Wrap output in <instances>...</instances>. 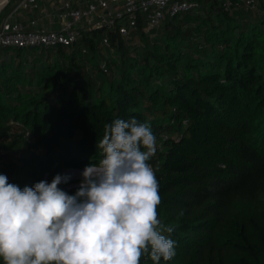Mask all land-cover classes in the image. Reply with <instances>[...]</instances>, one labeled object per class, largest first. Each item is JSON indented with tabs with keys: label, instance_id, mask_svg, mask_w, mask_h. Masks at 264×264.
<instances>
[{
	"label": "trees",
	"instance_id": "1",
	"mask_svg": "<svg viewBox=\"0 0 264 264\" xmlns=\"http://www.w3.org/2000/svg\"><path fill=\"white\" fill-rule=\"evenodd\" d=\"M201 2L153 36L140 20L138 46L120 22L72 46H1L0 174L23 190L98 166L105 125L135 117L156 137L158 219L178 225L176 255L158 264H264V0Z\"/></svg>",
	"mask_w": 264,
	"mask_h": 264
},
{
	"label": "clouds",
	"instance_id": "2",
	"mask_svg": "<svg viewBox=\"0 0 264 264\" xmlns=\"http://www.w3.org/2000/svg\"><path fill=\"white\" fill-rule=\"evenodd\" d=\"M97 148L103 158L85 167L74 195L58 187L70 174L23 190L0 174L2 264H140L145 254L158 264L174 258L171 234L178 225L158 219L159 185L147 163L156 152L150 124L116 119L105 125Z\"/></svg>",
	"mask_w": 264,
	"mask_h": 264
},
{
	"label": "built area",
	"instance_id": "3",
	"mask_svg": "<svg viewBox=\"0 0 264 264\" xmlns=\"http://www.w3.org/2000/svg\"><path fill=\"white\" fill-rule=\"evenodd\" d=\"M228 10L245 8L258 10L261 0H220ZM201 0H92L85 6H75L65 0L59 12L60 26L56 29H30L20 22L3 20L0 25V47L34 46L41 48L59 45L72 46L80 40L83 30L94 27H110L120 22L119 32L130 37L137 30L140 20L144 21V31H152L170 16L201 7ZM20 6L38 8V0H23ZM36 21L33 20L32 24ZM101 44L110 45L108 36ZM85 52L86 49L84 48ZM16 125L17 122L11 121Z\"/></svg>",
	"mask_w": 264,
	"mask_h": 264
},
{
	"label": "crops",
	"instance_id": "4",
	"mask_svg": "<svg viewBox=\"0 0 264 264\" xmlns=\"http://www.w3.org/2000/svg\"><path fill=\"white\" fill-rule=\"evenodd\" d=\"M23 0H14L3 14V20L20 22L30 29H56L60 26L59 12L65 0H38V8L20 6ZM75 6H85L92 0H71ZM35 20L36 23L32 24Z\"/></svg>",
	"mask_w": 264,
	"mask_h": 264
},
{
	"label": "rangeland",
	"instance_id": "5",
	"mask_svg": "<svg viewBox=\"0 0 264 264\" xmlns=\"http://www.w3.org/2000/svg\"><path fill=\"white\" fill-rule=\"evenodd\" d=\"M3 8L1 9V11L3 10ZM1 11H0V13H1ZM260 11H263V9L260 8ZM147 32H149L150 35L153 36V31H147ZM130 39H131L130 41H131L133 46H138V45L142 44V40L140 39L139 36H134V37L131 36ZM84 169H85V167H83V168L69 167V168L64 169L59 174L60 175H66V174L71 175V179L67 182L68 184H66L67 187H69V188L79 187L81 180H82L81 173ZM47 177H48V174H45L44 181H47ZM51 181L49 183H51Z\"/></svg>",
	"mask_w": 264,
	"mask_h": 264
},
{
	"label": "bare ground",
	"instance_id": "6",
	"mask_svg": "<svg viewBox=\"0 0 264 264\" xmlns=\"http://www.w3.org/2000/svg\"><path fill=\"white\" fill-rule=\"evenodd\" d=\"M6 0H0V11L4 7Z\"/></svg>",
	"mask_w": 264,
	"mask_h": 264
},
{
	"label": "water",
	"instance_id": "7",
	"mask_svg": "<svg viewBox=\"0 0 264 264\" xmlns=\"http://www.w3.org/2000/svg\"><path fill=\"white\" fill-rule=\"evenodd\" d=\"M11 0H6V3L4 5V7L10 2Z\"/></svg>",
	"mask_w": 264,
	"mask_h": 264
}]
</instances>
